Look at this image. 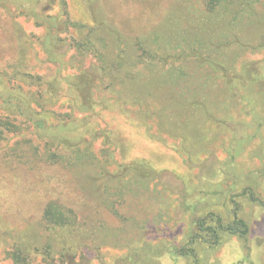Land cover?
<instances>
[{
	"label": "rangeland",
	"instance_id": "1",
	"mask_svg": "<svg viewBox=\"0 0 264 264\" xmlns=\"http://www.w3.org/2000/svg\"><path fill=\"white\" fill-rule=\"evenodd\" d=\"M205 2L65 0L61 66L45 61L41 27L0 8L13 89L50 95L102 70L87 111L71 91L46 108L81 163L45 162L58 148L26 123L0 127V264H192L174 247L208 213H236L248 234L195 245L199 264H264V0ZM49 202L68 224L43 221Z\"/></svg>",
	"mask_w": 264,
	"mask_h": 264
},
{
	"label": "trees",
	"instance_id": "2",
	"mask_svg": "<svg viewBox=\"0 0 264 264\" xmlns=\"http://www.w3.org/2000/svg\"><path fill=\"white\" fill-rule=\"evenodd\" d=\"M59 1L60 3L57 4V0H0V8L10 12L11 7H13L22 16L32 20L37 27H41L43 37L40 44L44 50L45 61L52 65L61 66L64 63L62 59L66 53H61L59 49H64L66 46L63 43L64 40L59 38V34L67 32L68 21L66 18L60 19L61 15L66 16L67 7L65 0ZM226 2L228 0H206L205 9L211 12ZM55 9L57 12L53 13ZM80 43L81 41L77 42L76 40L73 43L79 54L82 52ZM68 47L71 48V45ZM101 74L102 70H94L93 68L90 74L82 72L76 76L80 77V81L65 88H62L59 82L58 84L52 82L51 86L46 85L52 91L50 95L47 90L42 92L41 89L27 95L23 92L22 86L13 89L10 86V80H3V73L0 71V127L6 129L14 127L15 124L9 121L10 119L26 123L37 139L50 147L56 145L58 148L42 157L45 162L69 164V158H71L73 163H81L83 156L80 154V150L72 149L75 144L73 143L74 139L65 133V126L61 121L54 124L50 122L54 113H49L46 108L58 106V96L59 98L63 97L64 92L71 91L73 96L69 99L70 102H73L72 109L79 113L87 111L91 103L90 85L98 80ZM68 80L67 78L63 79V81ZM23 84L28 85L29 83L26 81ZM58 107L62 108L61 106ZM60 144L63 145L62 148H60ZM71 154L74 155V159ZM238 209L236 206L234 212H238ZM70 214L71 212L66 211L61 205L49 202L43 212V221L46 224L63 226L68 224L67 220ZM247 234V224L236 213L233 220L229 222L214 213H208L194 222L193 232L183 245L174 247V253L179 257L192 259V264H199L195 255V245L200 244L210 248L218 247L224 242V238L245 239ZM14 263L19 264L18 260Z\"/></svg>",
	"mask_w": 264,
	"mask_h": 264
}]
</instances>
